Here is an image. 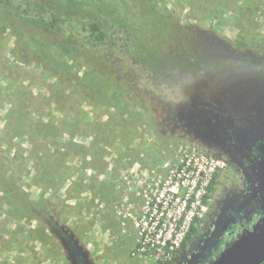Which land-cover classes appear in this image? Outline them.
Listing matches in <instances>:
<instances>
[{
    "label": "rangeland",
    "instance_id": "obj_1",
    "mask_svg": "<svg viewBox=\"0 0 264 264\" xmlns=\"http://www.w3.org/2000/svg\"><path fill=\"white\" fill-rule=\"evenodd\" d=\"M38 1L61 19L97 22L108 31L122 28L129 39L128 52L137 64L132 66L130 59L121 56L122 42L82 41L86 49L99 51L104 58V72L100 69L95 74L102 80H95L93 94L80 99L68 91L71 98L61 110L60 96L54 89L61 87L65 72L48 62L61 50L72 51L74 43L51 33L45 54L39 42L20 33L22 27L16 24L18 11L2 6L0 19L7 22L12 17L15 25L2 28L0 33V53L7 59L4 69L0 65V144L12 104L16 107L14 118L29 113L45 124L55 125L67 119L69 122L59 137L48 135L46 144L36 137L38 145L34 148L40 155L35 163L29 162L28 155L31 131L25 140L15 137L0 150L11 152L10 166L24 148L29 164L21 174L28 197L35 202L42 198L59 199L73 213L61 226H57L56 219L51 220L52 228L41 240L35 235L38 218L17 216L11 207L0 204V264H90L91 260L94 264H159L150 255L133 254L138 233L124 215L139 202L137 191L154 196L169 179L170 170L180 171L188 162L194 170L204 165L212 172L211 180L226 163L206 142L208 126L199 121L203 110L194 123L187 99L167 98L165 89L176 97L179 89L189 88L201 93V98L225 104L246 121L263 120V0ZM41 25H33L37 38L36 30L41 33ZM108 61L116 68L114 75L107 70ZM78 70L76 74L81 78L86 68L81 65ZM257 73L263 75L259 81L254 80ZM75 84L79 83L68 85ZM105 86L120 97L121 109L110 102L102 107L92 103ZM128 100L132 105L127 119L132 121V127L123 134L110 132L104 133L101 140L96 138L89 128L91 124L115 121L126 112ZM71 107L73 111L69 113ZM75 116L83 120L72 123ZM53 145L68 149L67 180L56 191L40 184L32 186L36 164L42 165L46 149H53ZM170 188L172 184L167 185L166 191L170 192ZM209 192L208 189V197ZM206 201L208 208L196 221V233L184 248L181 246L171 264H182L204 249L209 238V200ZM36 245L41 252L35 251ZM94 245L99 246L97 252Z\"/></svg>",
    "mask_w": 264,
    "mask_h": 264
},
{
    "label": "trees",
    "instance_id": "obj_2",
    "mask_svg": "<svg viewBox=\"0 0 264 264\" xmlns=\"http://www.w3.org/2000/svg\"><path fill=\"white\" fill-rule=\"evenodd\" d=\"M8 5L18 11L16 24L19 23L18 25L22 27L20 33H27L28 36H30L34 41L39 42L41 47L40 50H42V52L45 53L49 51V35L51 33L58 34L59 39L64 38L62 40H71L74 43V49L72 51L66 53L64 50H61L56 55L50 57V61L48 62L51 63V67H58L59 70H64L65 72V76H63L60 83L61 87H56L54 89V93H58L60 96L61 110H65L67 101L71 98V95L68 94V91H71L74 97L80 99L82 95L86 96L93 94L92 92L95 80H102L98 79L95 74L96 71H100V69L102 72H104L102 68L104 58L99 51H90L86 49L82 44V41L92 40L94 42L107 43L113 39L118 42H122L119 43V51L121 56L125 59H130L129 61L132 66L137 64V60L131 57L128 52L129 39L123 34L122 28L108 31L102 28L97 22L80 23L70 19H61L58 17V15H56L55 12L47 9L45 4H42L38 0H0V11H3L2 6ZM37 24H42L41 33L35 29L39 35V38L36 37V33L33 30V25L35 28ZM14 25L15 22L14 19L12 20V17L7 22L3 19H0V33L3 31L2 28H7ZM30 26L32 29H30ZM155 33L159 32L155 31ZM1 38L2 37H0V44L2 43ZM62 46L64 47V45ZM1 54L2 53H0V65L2 68L7 64V59H5V57H3ZM81 65L85 66L86 71L83 73L82 77L79 78L76 73L79 69V66ZM4 68L5 67L2 69ZM107 70L110 72V75H114L116 73L115 66L109 61L107 62ZM71 82H76L79 84H75L73 86L68 85ZM149 87L151 90H154L151 86ZM178 91L183 93V95H188L190 89L182 88ZM169 95L173 94L169 92ZM168 97L170 98V96ZM108 102L113 103L119 109L122 108L120 97H117L114 92L110 93V89L107 88V86L102 89L98 97L95 95V97L92 98V103L101 107L106 105ZM131 105V102L128 100L126 108L124 107L126 112L122 113V115L116 119H113L115 121H98L97 123L91 124L89 128L93 130L96 138L101 140L104 133L108 134L110 132H119L120 134H123L128 131L132 127V121L130 122V119H127L129 117L128 115L131 113ZM14 111H16V107L14 104H12L7 116L6 129L4 131L5 138L4 141L1 142L0 148L5 143L10 145V142H13L11 139H14L15 137L25 140L24 136L31 131V138H29L27 141L31 140L29 141L31 142V148L28 155L30 159L29 162L33 161V163L38 160V155H40L39 150H35L34 148L35 144L38 145V143L35 142L36 137L38 139H44L45 141L48 135H53L54 137L58 135L59 137L61 132H63L62 129L65 128V126H67V122H69L67 119L55 125H50V123L45 124L42 123L41 119H36L29 113H26L27 116L25 113H23L22 115L14 118ZM72 111L73 107L70 108L69 113H72ZM73 118L75 119L72 121V123L75 124H79L83 120V118L80 116H75ZM22 121H25V123L22 127V132H20ZM46 143L47 141L45 144ZM56 146L53 145L51 148L54 149ZM53 149H46V154H44L46 155V159L44 162H42V165L36 164L35 168L37 172L34 173L32 178L34 181L32 186L36 187L40 184L54 191L58 189L61 190L63 188L64 183L67 180V169L65 163L67 155L66 152L68 149H65V147L62 146L56 147L55 152ZM18 150H20V148ZM20 151V157H17V160L13 161V163H11L9 166L8 159H10V156H12L11 152H7V150L5 151L3 149L0 150V204H6L11 207L13 211H16L17 216L38 218L39 227H36V231L38 233L35 235L43 240L44 237L49 234L48 229L52 228L51 220L54 222V219H56V222H58L57 226L59 224L61 226V224H64L66 219H68V216H71L73 212L68 211L66 206H64L62 201L59 199L53 201L42 198L40 200H36L35 202L30 197H28V193L25 191V187H23L22 183L23 174H21L22 171L28 168V156L25 155L24 148H22ZM48 169H50V171ZM36 228L33 229L35 230ZM196 230L197 227L194 225L181 245L183 248L186 246V242L194 235V233H196ZM19 263H21V261H19Z\"/></svg>",
    "mask_w": 264,
    "mask_h": 264
},
{
    "label": "flooded vegetation",
    "instance_id": "obj_3",
    "mask_svg": "<svg viewBox=\"0 0 264 264\" xmlns=\"http://www.w3.org/2000/svg\"><path fill=\"white\" fill-rule=\"evenodd\" d=\"M262 76L257 73L254 80L259 81ZM165 96L178 100L187 94L179 92L175 97L165 91ZM191 96L185 101L193 113L194 123L202 113L199 121L208 126L204 134L206 142L226 163L209 183L207 243L195 257L182 264H210L236 240L256 232L264 224V119L246 121L247 118L237 117L225 104L203 96L195 101V95ZM198 100L208 101L210 105ZM195 127L199 132V127Z\"/></svg>",
    "mask_w": 264,
    "mask_h": 264
},
{
    "label": "built area",
    "instance_id": "obj_4",
    "mask_svg": "<svg viewBox=\"0 0 264 264\" xmlns=\"http://www.w3.org/2000/svg\"><path fill=\"white\" fill-rule=\"evenodd\" d=\"M182 166L180 171L170 170L169 179L154 196L137 191L139 202L125 213L126 221L138 233L135 256L150 255L159 264H171L185 237L207 210L212 172L204 165L197 170L191 169L189 162ZM168 184H172L170 192L166 191Z\"/></svg>",
    "mask_w": 264,
    "mask_h": 264
},
{
    "label": "water",
    "instance_id": "obj_5",
    "mask_svg": "<svg viewBox=\"0 0 264 264\" xmlns=\"http://www.w3.org/2000/svg\"><path fill=\"white\" fill-rule=\"evenodd\" d=\"M166 92L171 91L166 90ZM191 95H195L193 98L195 101L201 99V96L194 91H190L183 99ZM198 101L210 105L208 101ZM262 262H264V224L256 232L245 234L236 240L210 264H260Z\"/></svg>",
    "mask_w": 264,
    "mask_h": 264
},
{
    "label": "crops",
    "instance_id": "obj_6",
    "mask_svg": "<svg viewBox=\"0 0 264 264\" xmlns=\"http://www.w3.org/2000/svg\"><path fill=\"white\" fill-rule=\"evenodd\" d=\"M98 249H99V246L94 245V250H95L96 252L98 251ZM35 251H36L37 253L41 252V251L39 250L38 245H36ZM98 255H99V254H98ZM81 260H82V259H81ZM34 264H35V263H34ZM90 264H94V261L91 260V263H90Z\"/></svg>",
    "mask_w": 264,
    "mask_h": 264
}]
</instances>
